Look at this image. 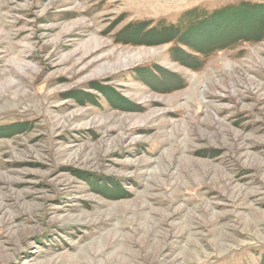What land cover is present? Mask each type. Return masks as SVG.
Masks as SVG:
<instances>
[{"label": "rangeland", "instance_id": "374dc122", "mask_svg": "<svg viewBox=\"0 0 264 264\" xmlns=\"http://www.w3.org/2000/svg\"><path fill=\"white\" fill-rule=\"evenodd\" d=\"M0 264H264V0H0Z\"/></svg>", "mask_w": 264, "mask_h": 264}, {"label": "trees", "instance_id": "16d2710c", "mask_svg": "<svg viewBox=\"0 0 264 264\" xmlns=\"http://www.w3.org/2000/svg\"><path fill=\"white\" fill-rule=\"evenodd\" d=\"M190 15H192V13L184 15L181 18L178 26H171V25L165 26L159 23L157 24V26L152 27L151 29L146 31L145 27H143L145 26V24L134 25L135 31H133V36L138 37L139 39H142V40H146L145 37L147 38L148 36L152 38L156 37L158 38V40H161L163 42L177 40L179 44L190 48L191 44H187V43L190 41L191 38H193V36H190L192 35L190 34V32L193 31L194 26H195L192 23H190L191 21ZM186 30H187V34L184 33ZM181 32H183L184 34H182ZM139 34H141V37H139ZM227 45L229 44H214V49H219V50L224 49L227 47ZM194 49H195V52L199 51L198 48H194ZM211 51H214V50H211Z\"/></svg>", "mask_w": 264, "mask_h": 264}, {"label": "bare ground", "instance_id": "6f19581e", "mask_svg": "<svg viewBox=\"0 0 264 264\" xmlns=\"http://www.w3.org/2000/svg\"><path fill=\"white\" fill-rule=\"evenodd\" d=\"M161 89V88H160Z\"/></svg>", "mask_w": 264, "mask_h": 264}]
</instances>
